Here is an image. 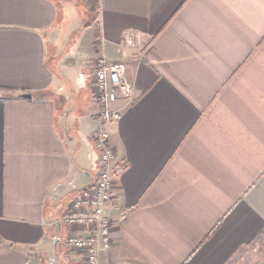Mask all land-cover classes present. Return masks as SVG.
I'll list each match as a JSON object with an SVG mask.
<instances>
[{
  "label": "crops",
  "instance_id": "crops-1",
  "mask_svg": "<svg viewBox=\"0 0 264 264\" xmlns=\"http://www.w3.org/2000/svg\"><path fill=\"white\" fill-rule=\"evenodd\" d=\"M77 1L0 0V264H39L94 183V67L114 62L134 99L110 104L125 168L98 264H228L264 233V0ZM80 2L91 17L67 50L59 5Z\"/></svg>",
  "mask_w": 264,
  "mask_h": 264
},
{
  "label": "built area",
  "instance_id": "built-area-1",
  "mask_svg": "<svg viewBox=\"0 0 264 264\" xmlns=\"http://www.w3.org/2000/svg\"><path fill=\"white\" fill-rule=\"evenodd\" d=\"M139 36H126V44L134 47ZM94 98L100 103V126L93 132L94 145L98 152L94 183L73 198L67 211L56 223L66 222L71 228L66 243L71 250L81 252L85 264H98L101 254L110 246L111 219L106 211L114 197L113 188L124 165L115 163V151L110 144V128L121 115V108L111 109L110 104L122 100L123 106L134 99V88L125 77L121 62L101 63L95 72ZM80 228V231H75Z\"/></svg>",
  "mask_w": 264,
  "mask_h": 264
},
{
  "label": "rangeland",
  "instance_id": "rangeland-1",
  "mask_svg": "<svg viewBox=\"0 0 264 264\" xmlns=\"http://www.w3.org/2000/svg\"><path fill=\"white\" fill-rule=\"evenodd\" d=\"M77 0H72V4L75 5L77 3ZM69 7L67 4L60 3L59 5V11L60 13L64 14L63 21L61 22V26L59 28L60 30V36L59 40L64 41V49L69 50L71 48V45L73 44V41L77 38V24H82L88 22V20L91 17V14L85 12L84 5L78 3L76 6ZM62 16V15H61ZM60 16V18H61ZM59 44H61L59 42ZM49 63L52 65V67L56 69H60L61 72L65 69L63 65H61V58L59 59H50ZM99 65V64H98ZM97 66L94 67V70L96 72ZM60 72V73H61ZM59 74V72H57ZM60 75V74H59ZM69 76H72V73H69ZM61 79V84H59V88L63 87L64 91H66L69 95L71 94L72 90L78 89L77 83L73 79H69V83L65 82L64 78ZM65 82V83H64ZM83 88H85L86 92H90V88L88 86V82L83 83ZM72 89V90H71ZM73 92V91H72ZM71 97V96H70ZM81 101L78 102L80 104ZM70 200L69 197L64 198V200L60 201L58 203L57 208L65 209L67 206L68 201ZM56 223V222H55ZM62 229L59 231V229H55V239L52 240V238L49 240L48 245L44 246V252L41 254V257L38 259L39 264H68V260H66V256L70 252V248L68 247L66 243V222L62 221ZM83 256V255H82ZM84 260V258H83ZM228 264H264V233L259 236L257 240H255L250 245L244 247L241 249L237 254L231 259V261Z\"/></svg>",
  "mask_w": 264,
  "mask_h": 264
},
{
  "label": "water",
  "instance_id": "water-1",
  "mask_svg": "<svg viewBox=\"0 0 264 264\" xmlns=\"http://www.w3.org/2000/svg\"><path fill=\"white\" fill-rule=\"evenodd\" d=\"M19 96L22 98H30L31 97L30 94H20Z\"/></svg>",
  "mask_w": 264,
  "mask_h": 264
},
{
  "label": "trees",
  "instance_id": "trees-1",
  "mask_svg": "<svg viewBox=\"0 0 264 264\" xmlns=\"http://www.w3.org/2000/svg\"><path fill=\"white\" fill-rule=\"evenodd\" d=\"M98 49L96 46H95V50Z\"/></svg>",
  "mask_w": 264,
  "mask_h": 264
}]
</instances>
